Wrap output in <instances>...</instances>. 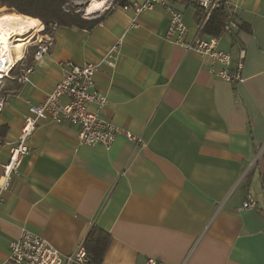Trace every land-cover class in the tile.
Listing matches in <instances>:
<instances>
[{
  "label": "crops",
  "instance_id": "crops-1",
  "mask_svg": "<svg viewBox=\"0 0 264 264\" xmlns=\"http://www.w3.org/2000/svg\"><path fill=\"white\" fill-rule=\"evenodd\" d=\"M227 1L238 27L218 35V48L229 53V70L242 62V81L220 78L219 65L166 41L163 6L129 29L131 12L112 0L87 2L86 18L109 10L92 29L56 27L31 83L6 81L0 177L29 105L60 80L59 63L98 62L124 33L113 65L101 64L94 80L107 98L102 116L140 142L121 134L109 148L80 144L75 126L39 121L0 193V264H12L9 245L22 228L70 254L92 227L110 235L101 264H264V149L255 160L264 145V0ZM167 3L191 40L199 10ZM249 193L256 207L242 208Z\"/></svg>",
  "mask_w": 264,
  "mask_h": 264
},
{
  "label": "built area",
  "instance_id": "built-area-1",
  "mask_svg": "<svg viewBox=\"0 0 264 264\" xmlns=\"http://www.w3.org/2000/svg\"><path fill=\"white\" fill-rule=\"evenodd\" d=\"M167 1H131L118 6L132 14L129 29L138 26L137 18L142 12L155 5L163 6L169 17L165 33L166 41L181 45L187 50H193L207 57L211 63L219 65L220 70L217 71V75L220 78L231 83L242 81V62L238 63L236 69L229 70L230 55L218 48L219 37H207L200 34L212 11L220 7L226 11L222 34L231 33L238 27L237 17L229 2L227 0H188L199 9V17L196 23L197 35L186 41L187 28L183 23L182 14L170 6ZM56 26V23H51L49 30H45L43 24L38 29L32 28L30 34L24 36V44L20 52H16L14 43L8 52L0 53V91L6 81H15L19 84L31 83L30 76L35 69V61L50 54ZM123 39L124 33L116 38L98 62L88 61L78 64L65 60L59 63L62 72L60 80L54 89L45 95L41 103L29 105L19 135L9 143L8 159L2 166L0 177V193L9 188L12 177L18 174L20 164L29 152L31 137L41 120L75 126L78 129L77 140L80 144L90 146L99 144L109 148L115 136L121 134L129 140L140 142V139L116 127L102 116L101 111L107 98L97 89L94 80V75L101 64L113 65ZM7 103V96L0 94V112ZM91 106L95 109L90 110ZM263 149L264 145L257 146L255 160L260 158ZM254 207H256V201L249 193L242 208ZM8 259L12 264H89L84 241L79 243L72 253L62 254L45 238L24 228L21 229L19 237L10 242ZM147 264L159 263L149 258Z\"/></svg>",
  "mask_w": 264,
  "mask_h": 264
},
{
  "label": "trees",
  "instance_id": "trees-1",
  "mask_svg": "<svg viewBox=\"0 0 264 264\" xmlns=\"http://www.w3.org/2000/svg\"><path fill=\"white\" fill-rule=\"evenodd\" d=\"M112 3L113 5H123L127 3V0H112ZM1 7H6L13 11L11 13L19 14L25 19H27L26 17L38 19L44 24L45 30H49L51 23H56L58 26L92 29L109 12L106 10L100 16L88 19L82 15L80 10H77L71 0H0ZM225 20L226 11L222 7L214 9L203 25L200 34L220 35L223 32ZM28 21L33 26L34 20ZM5 131L6 127L0 126V137L5 134ZM109 240L110 235L107 232L97 227H92L89 230L84 240L89 264H101Z\"/></svg>",
  "mask_w": 264,
  "mask_h": 264
},
{
  "label": "bare ground",
  "instance_id": "bare-ground-1",
  "mask_svg": "<svg viewBox=\"0 0 264 264\" xmlns=\"http://www.w3.org/2000/svg\"><path fill=\"white\" fill-rule=\"evenodd\" d=\"M99 7V6H98ZM34 27L23 16L16 13L0 14V53L8 52L10 46L15 43L16 52H20L24 42V36L30 34Z\"/></svg>",
  "mask_w": 264,
  "mask_h": 264
},
{
  "label": "rangeland",
  "instance_id": "rangeland-1",
  "mask_svg": "<svg viewBox=\"0 0 264 264\" xmlns=\"http://www.w3.org/2000/svg\"><path fill=\"white\" fill-rule=\"evenodd\" d=\"M88 1H90V0H71V3L77 8V10H80L81 12H82V15L85 17L86 16V14L87 13H89L88 12V10H87V2ZM11 12H13V11H10V10H8L6 7H1L0 8V14L1 13H11ZM101 15V14H100ZM99 15V16H100ZM96 17H98V16H96ZM96 17H92V18H96ZM28 20H30V21H32V20H34L33 21V26L34 27H37V26H40L41 27V25L43 24L41 21H39L38 19H31V18H28V17H26ZM86 18V17H85ZM88 19H91V18H88ZM44 25V24H43ZM58 26V25H57ZM56 26V27H57ZM56 27H55V29H56ZM52 44H53V42H52ZM50 50H51V48H50ZM5 83V82H4Z\"/></svg>",
  "mask_w": 264,
  "mask_h": 264
}]
</instances>
